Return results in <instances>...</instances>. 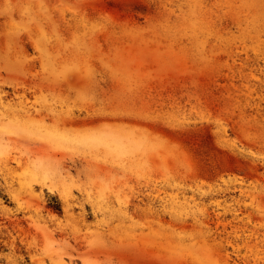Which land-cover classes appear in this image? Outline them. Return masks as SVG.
<instances>
[{
    "label": "rangeland",
    "instance_id": "obj_1",
    "mask_svg": "<svg viewBox=\"0 0 264 264\" xmlns=\"http://www.w3.org/2000/svg\"><path fill=\"white\" fill-rule=\"evenodd\" d=\"M0 264H264V0H0Z\"/></svg>",
    "mask_w": 264,
    "mask_h": 264
}]
</instances>
